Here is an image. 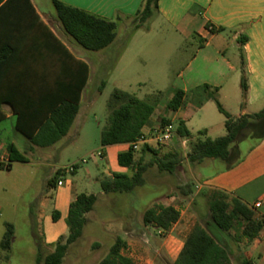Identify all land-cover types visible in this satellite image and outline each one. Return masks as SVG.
<instances>
[{"label":"crops","instance_id":"1","mask_svg":"<svg viewBox=\"0 0 264 264\" xmlns=\"http://www.w3.org/2000/svg\"><path fill=\"white\" fill-rule=\"evenodd\" d=\"M58 1L116 22L117 38L102 51H87L65 34L57 19L53 0H31V8L16 1L10 2L6 9L1 8L6 1L0 4V112L4 115L0 121V156L8 159L10 170L21 162H11L8 148L13 145L25 157L27 152L40 151L41 147L33 146L26 135H38L55 109L65 103H75L78 99L80 111L67 135L59 142L67 140L69 143L79 136L88 121L87 110L96 103L99 92L94 88L98 77L101 78L99 74L103 65L118 63L119 57L124 55V52H116L114 48L121 47L130 36L132 20L144 2ZM156 19L163 22L173 35L195 47L196 51L173 79L166 98L168 103L175 91H183L184 107L171 111L166 104L159 112L157 105L150 124L143 128V132L149 133L153 128L171 125L175 132L173 140L168 145H159L151 139L145 145L151 148L168 146L170 152H183L187 161L184 167L189 173L188 183L191 181L197 191L188 204H185L188 199L185 195L169 198L162 204L180 213L179 221L170 231L164 232L143 222L142 229L152 228L165 236L155 250L156 255L152 258L137 257V264H175L197 224L228 248L233 264H264L262 228L250 241L244 236L246 223L241 219L235 220L229 232L220 230L213 223L204 224L201 220L213 194L222 193L229 203L239 199L251 207L256 220L261 222L264 217V134L241 156L233 151L227 161L207 159L193 165L187 158L190 143L201 138L217 139L227 134V119L219 111L216 101L208 98L210 95L215 94L223 109L234 118L253 116L264 109V0H160ZM147 33H152L151 27ZM245 37L248 39L243 42ZM93 58L100 62L97 69ZM243 78L248 85L246 100L243 99ZM256 107L257 110H253ZM19 120H22L26 131L19 128ZM178 122L185 124L191 139L177 134ZM256 124L252 120L250 127ZM127 147L101 146L102 160L108 161L101 183L115 173H126V168L120 167L118 157L128 151ZM57 170L48 183L55 179ZM78 170L79 166L72 175H76ZM93 171H87L89 179L93 177ZM77 188L75 183L53 186L52 189H58L56 196L50 198L47 194L42 207L46 209L48 204L51 205L52 219L54 212L60 214L61 220L66 219L70 204L83 194ZM258 203L261 207L257 209L255 205ZM192 205L194 211H191ZM67 236L46 235L45 246L52 248V253L57 241ZM120 238L128 245L125 238Z\"/></svg>","mask_w":264,"mask_h":264},{"label":"rangeland","instance_id":"2","mask_svg":"<svg viewBox=\"0 0 264 264\" xmlns=\"http://www.w3.org/2000/svg\"><path fill=\"white\" fill-rule=\"evenodd\" d=\"M146 27H151V34L147 33V28L137 33L131 31L121 47L114 48L116 52H124L119 62L103 65L101 78L98 77L94 88L99 92L96 103L87 110L88 121L74 141L63 140L40 151L27 152L28 163H18L11 170L0 169V264H37L39 253L45 258L52 249L45 246L46 235H69L67 218L55 222L51 205L46 209L42 207L47 194L52 198L58 192L48 183L56 168L79 163L76 175L65 176L66 185L75 183L79 193L98 197L94 211L87 215L83 236L69 248L63 264H98L107 256L117 237L126 239L128 245L124 253L136 263L137 257L152 258L165 235L152 228L142 229L145 212L168 202L169 198L183 195L181 188L186 185L191 186L193 195L185 204L193 199L197 189L191 181L188 183L183 152V162L175 173L161 172L158 168V160L170 152L168 146L153 148L157 155L145 158V163L153 159L154 162L145 174L143 187L128 194H103L102 191L101 180L108 161L99 159L101 133L110 123L114 92L121 90L145 100L158 101L159 112H162L173 79L196 51L187 41L173 35L160 20H153ZM93 62L97 69L100 62L96 58ZM215 111L218 113L216 108ZM263 124H256L240 136L232 148L237 156L262 138ZM140 153H136L137 158ZM83 160L87 163L83 164ZM88 170H94L90 179ZM191 211H194L193 205ZM201 220L204 224L213 223L209 207ZM9 225L14 227L15 233L12 248L2 251L1 243Z\"/></svg>","mask_w":264,"mask_h":264},{"label":"trees","instance_id":"3","mask_svg":"<svg viewBox=\"0 0 264 264\" xmlns=\"http://www.w3.org/2000/svg\"><path fill=\"white\" fill-rule=\"evenodd\" d=\"M4 1L6 3L1 7L3 9L8 8L10 2L14 1L32 7L31 0H0V4ZM159 2L160 0H144L141 9L132 20L133 32L147 28L148 23L159 16ZM53 6L65 34L83 49L93 52L102 51L115 42L118 30L116 22L68 6L58 0H53ZM147 30L149 29L147 28ZM247 39L245 37L243 42ZM242 90L243 99L246 100L248 91L246 78L242 80ZM208 98L216 101L219 111L226 117L227 134L217 139L201 138L190 143V152L187 158L193 165L201 164L207 159L229 160L232 157L233 145L245 130L251 128L252 120L256 121L257 124L264 122V109L253 116L234 118L223 109L215 94ZM157 105L158 101L143 100L136 95L116 90L113 94L112 104H110L112 107L110 123L101 133V146L109 147L133 143L141 135L143 128L150 124ZM184 105L185 93L177 90L167 103V108L171 111H178ZM79 111V99L75 103H65L54 110L52 118L42 127L38 135L26 136L30 138L33 146L51 147L67 135ZM3 116V113L0 112V121ZM261 126V132L264 134V124ZM19 128L26 131L22 127V120H19ZM176 130L180 137L192 138L190 131L183 122H178ZM8 152L11 162L28 163V159L19 153L13 145L8 148ZM140 152L139 158L136 156L137 152L132 151V149L119 155L120 167L128 169L129 172L115 173L111 178L102 181L101 187L104 194H128L145 185V174L154 162L153 159V161L145 163V158L157 155V151L148 145H144ZM182 162L181 153L169 152L163 159L158 160V168L161 172L173 174ZM58 176L59 173L50 182L53 186L57 185ZM185 187L181 188L182 194L188 197L193 195L191 186L186 185ZM97 201L98 197L94 194L83 193L77 196L75 201L70 204L66 219L69 235L61 237L54 252L45 258H42L39 253L37 264H63L69 248L83 236L84 229L88 224L87 215L94 211ZM209 212L213 224L224 232L231 230L236 219L243 220L246 223L244 236L250 241L257 237L262 228L261 222L256 220L255 212L251 207L239 199H234L229 203L222 193L213 194V199L209 203ZM59 219L60 214L54 212L53 220L56 222ZM179 219L180 213L175 208L160 205L147 210L143 222L146 226H153L168 232ZM14 234V227L9 225L1 243L2 251L11 250ZM126 247V242L117 237L107 256L98 264H137L124 253ZM231 256L227 247L221 245L206 228L197 224L175 264H233Z\"/></svg>","mask_w":264,"mask_h":264},{"label":"built area","instance_id":"4","mask_svg":"<svg viewBox=\"0 0 264 264\" xmlns=\"http://www.w3.org/2000/svg\"><path fill=\"white\" fill-rule=\"evenodd\" d=\"M212 30V29H210ZM175 136V132L173 130V127L171 125H162L160 127L153 128L149 133L146 132H141V135L137 137V139L127 145L128 150L132 149L134 152H139L140 149L149 141V140H154L157 144L159 145H168L171 143ZM99 159H103V155L100 153L99 154ZM82 163H87L86 160H83ZM79 166V163H75L70 165L69 167L65 168H59L57 170V173H59L58 180H57V187H63L66 183V180L64 179L66 175L72 174L76 171L77 167ZM10 163L7 158L1 157L0 156V169L4 170H9ZM261 203H258L255 205V208H260ZM261 227L264 230V217L261 218Z\"/></svg>","mask_w":264,"mask_h":264}]
</instances>
